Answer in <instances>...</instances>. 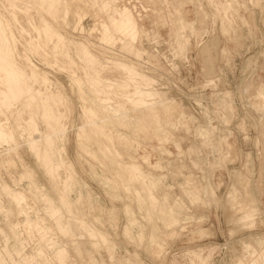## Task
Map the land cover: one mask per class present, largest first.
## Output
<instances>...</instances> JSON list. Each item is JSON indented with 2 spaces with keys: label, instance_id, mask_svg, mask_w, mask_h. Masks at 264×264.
<instances>
[{
  "label": "rangeland",
  "instance_id": "rangeland-1",
  "mask_svg": "<svg viewBox=\"0 0 264 264\" xmlns=\"http://www.w3.org/2000/svg\"><path fill=\"white\" fill-rule=\"evenodd\" d=\"M105 1L61 0L82 32L62 5L0 0V264H264V118L244 91L264 78V0ZM124 6L138 56L99 40Z\"/></svg>",
  "mask_w": 264,
  "mask_h": 264
},
{
  "label": "bare ground",
  "instance_id": "bare-ground-1",
  "mask_svg": "<svg viewBox=\"0 0 264 264\" xmlns=\"http://www.w3.org/2000/svg\"><path fill=\"white\" fill-rule=\"evenodd\" d=\"M40 2H41V5L44 6L49 11V12L47 11L48 13L54 14V15L56 14L57 11H59L58 9L62 5V7H63V15H62V18L61 19H62L63 23L64 24L66 23L67 15L71 11L73 13V15L76 16V18H78L77 24L73 27V29H75V28L78 29L79 28L80 31L83 30V27L81 26V19L84 17L85 13H87V12H85V9H83L82 6H81V8L84 11L83 10L77 11V10H75V8L73 6H72L73 7L72 8L70 6V4H68L66 2L63 4L61 2V0H40ZM155 2H156V0H147V3H155ZM107 3H108V1H107ZM98 4H99V2H98ZM101 6L104 7V8H107L108 7V5H105V3H102ZM116 6L118 7V5H116ZM42 9H43V7H42ZM113 10H114V8H113ZM111 13H114L115 15L114 16H111L110 20L108 19L109 22H108L107 25L102 24L101 22L99 24V25L102 24V27H100V28H102V31L100 32L101 39H99L100 40V43L102 45L105 44V45H109V46L113 47V45H115V42L118 40V42L120 44V51L121 52L122 51L129 52V53H132L133 52V54H135L136 56H138L139 54L137 53V50L135 51V48L133 46V43H135L134 41L137 38V35H138V32H139V27H138L137 20H136V18L133 15L132 10L129 9L128 7H125L124 6L122 8L116 9L114 12H111ZM39 17L40 16H38V18ZM40 18H39V20H41ZM39 23H41V22H39ZM40 28H41V33L43 34V37L45 36L47 39H49L51 41V43L53 42L54 45L59 44L58 42L60 41V35L61 34L59 35L58 33H56L50 27V25L47 24V23H45V22L41 25ZM5 30H6V28H5ZM6 32H7V30H6ZM116 36H120V38L117 39ZM106 61H108V60H106ZM114 64H116V63H114ZM119 65H120L119 68H121L123 70V73L125 75V77L123 76L124 77L123 79L125 80V84L121 88H122V91L126 95H128V97H129L128 98V101L130 99L132 101L131 104L133 103L134 105H136L137 108H144V109L153 108L154 107V105H152V104H154L153 103V100L158 95H157V92L154 91V89H151V87L148 88V86H149L148 83L150 82V80L148 79V77H145V76L140 75L139 72H138L139 73L138 74L134 68H131V66L130 67H127V66L122 65V64H119ZM137 78L139 79V81L137 80L138 82H134V81H136ZM14 79H15V75L12 74L11 69L0 65V82L13 81ZM132 80H134V81H132ZM120 81H123V80H120ZM131 82H133L134 84L131 85ZM122 83H124V82H122ZM144 83H145V86H143ZM106 88H108V87H106ZM92 89H94V88L92 87ZM94 90H96V89H94ZM119 91H121V90H119ZM244 91H248V92H245V93H248V94L250 93L251 94L250 96L253 97V99H251L252 100V105L255 107V109L259 113L260 118H264V78L257 77L255 79H250V81H248V83L246 84ZM131 94H133V95L131 96ZM134 96H137V97L135 98ZM4 97L5 98L8 97V94L6 93ZM261 124L262 125H260V131L259 132H261V134H264V121H261ZM5 126H6L5 117L0 113V141L1 142L2 141H5L6 140V137H7L6 132L3 131V129L5 128ZM261 137H262V135H261ZM261 139L262 138H260V140ZM263 141H264V139H263ZM262 143L263 142H261V144ZM261 164H262V166H260L261 169H260V177H259V180H261V179L264 178V157H263V162ZM262 183H264V182H262ZM19 201H20L21 206H23V208H22L23 209V212L24 213H27L28 206L26 205L25 199L23 197H19Z\"/></svg>",
  "mask_w": 264,
  "mask_h": 264
},
{
  "label": "built area",
  "instance_id": "built-area-1",
  "mask_svg": "<svg viewBox=\"0 0 264 264\" xmlns=\"http://www.w3.org/2000/svg\"><path fill=\"white\" fill-rule=\"evenodd\" d=\"M263 182H264V180H263ZM263 193H264V191H263Z\"/></svg>",
  "mask_w": 264,
  "mask_h": 264
}]
</instances>
